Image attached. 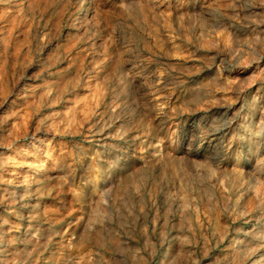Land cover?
Instances as JSON below:
<instances>
[{"label":"rangeland","instance_id":"rangeland-1","mask_svg":"<svg viewBox=\"0 0 264 264\" xmlns=\"http://www.w3.org/2000/svg\"><path fill=\"white\" fill-rule=\"evenodd\" d=\"M228 120L217 155L185 141ZM182 170L216 181L161 241ZM258 230L264 0H0V264H168L172 236L173 264H264Z\"/></svg>","mask_w":264,"mask_h":264},{"label":"bare ground","instance_id":"bare-ground-1","mask_svg":"<svg viewBox=\"0 0 264 264\" xmlns=\"http://www.w3.org/2000/svg\"><path fill=\"white\" fill-rule=\"evenodd\" d=\"M88 11H89V7H87L85 10V14L82 17L83 21L88 20L89 18ZM229 68L231 67H228V69ZM225 69L227 70V68ZM227 72H229V70ZM234 124H235V121L233 120L223 121L221 123L213 124V125L210 124L208 126V129L205 130L201 135L194 132L197 126L194 124H191V126L188 127V129L192 132L188 134V136H186L185 141H187L189 145L191 143L198 144L199 145L198 153L200 154L210 153L212 156L217 155L218 151L223 147L228 131L233 127ZM206 125L207 124H205L204 127H207ZM213 158H216V156ZM119 160L120 159H118V163L115 165L116 166L114 169L115 172L118 171L120 167L124 166L125 164V161L119 162ZM174 166H176L177 168L181 166L180 159L176 158L174 160ZM178 179H179L178 182H180L182 186H175L172 189V193H170L169 197L166 199V202H163L162 197H159L157 200L156 229L158 232V238L161 241L165 240V231H166V226L168 225L164 220V217L166 216V214H170L174 218L178 216L177 222L176 224H172L173 226L172 228L177 230L181 234L182 237H184L187 234V231H185L186 228L183 227L182 222H180V219H184L187 216L185 213V209H184V201H185L184 197H185V194H187L188 191L192 189L191 184H193L194 182H197V184L199 183V185L203 187L201 189L204 190L205 194L210 195L212 192L213 185H209V184L216 181L214 172H210L209 174L202 175L201 177L193 178L185 170H182L179 172ZM204 182H209L208 186H202ZM102 211L104 214H107L109 212V210L106 207H104ZM181 236L178 238H176V236H172L169 243L167 244L165 248L163 260L164 261L166 260L168 264H173L172 260H174V253H176L175 251L176 250L181 251L180 249L183 248V239ZM83 237H84V234L81 233L79 240L80 238L83 239ZM188 238L190 239V234L188 235ZM259 238H264L263 230H258L254 232L253 236H247V233L241 234V236L237 238V241L240 244V248L248 249L255 241H257L256 239H259Z\"/></svg>","mask_w":264,"mask_h":264}]
</instances>
